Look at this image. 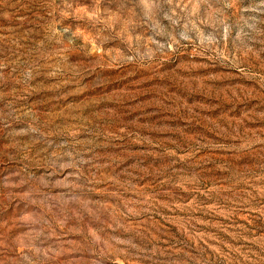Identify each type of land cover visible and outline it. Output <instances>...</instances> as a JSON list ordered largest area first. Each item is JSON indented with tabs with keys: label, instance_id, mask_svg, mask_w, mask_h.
Returning a JSON list of instances; mask_svg holds the SVG:
<instances>
[{
	"label": "rangeland",
	"instance_id": "1",
	"mask_svg": "<svg viewBox=\"0 0 264 264\" xmlns=\"http://www.w3.org/2000/svg\"><path fill=\"white\" fill-rule=\"evenodd\" d=\"M0 264H264V0H0Z\"/></svg>",
	"mask_w": 264,
	"mask_h": 264
}]
</instances>
